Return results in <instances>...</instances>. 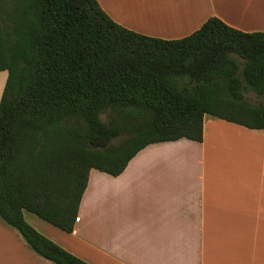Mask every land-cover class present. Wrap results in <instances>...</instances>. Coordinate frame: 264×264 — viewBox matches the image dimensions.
Wrapping results in <instances>:
<instances>
[{
  "label": "trees",
  "instance_id": "trees-1",
  "mask_svg": "<svg viewBox=\"0 0 264 264\" xmlns=\"http://www.w3.org/2000/svg\"><path fill=\"white\" fill-rule=\"evenodd\" d=\"M0 218L55 264H90L28 224L71 232L90 169L118 175L148 144L202 139L210 114L264 129V32L217 16L164 39L97 0H0ZM101 114H106L103 120Z\"/></svg>",
  "mask_w": 264,
  "mask_h": 264
},
{
  "label": "crops",
  "instance_id": "crops-1",
  "mask_svg": "<svg viewBox=\"0 0 264 264\" xmlns=\"http://www.w3.org/2000/svg\"><path fill=\"white\" fill-rule=\"evenodd\" d=\"M97 1L118 24L164 39L210 16L264 32V0ZM76 217L71 232L30 222L90 264H264V129L205 114L201 141L148 144L115 176L90 169ZM0 220V264H55Z\"/></svg>",
  "mask_w": 264,
  "mask_h": 264
},
{
  "label": "rangeland",
  "instance_id": "rangeland-1",
  "mask_svg": "<svg viewBox=\"0 0 264 264\" xmlns=\"http://www.w3.org/2000/svg\"><path fill=\"white\" fill-rule=\"evenodd\" d=\"M219 1L220 2H224L223 0H219ZM226 5L229 6V4H226ZM263 20H264V18H263ZM6 76H7V71L6 70H1L0 71V96H1V93H2V90H3V87H4V83H5ZM245 98H246V100L248 102L254 103V104L259 103V102H264V95H257L254 92H250V91L247 92V93H245ZM101 118L103 120H106L107 119V115L106 114H101ZM23 216H24L25 221L28 224H30L32 227H34V228H35V226L32 225V223L30 221H42L39 218H37L35 215H33L32 213L27 212V211H24L23 212ZM1 233L2 232H1V229H0V234Z\"/></svg>",
  "mask_w": 264,
  "mask_h": 264
},
{
  "label": "built area",
  "instance_id": "built-area-1",
  "mask_svg": "<svg viewBox=\"0 0 264 264\" xmlns=\"http://www.w3.org/2000/svg\"><path fill=\"white\" fill-rule=\"evenodd\" d=\"M75 219L77 220V219H78V217H75Z\"/></svg>",
  "mask_w": 264,
  "mask_h": 264
},
{
  "label": "bare ground",
  "instance_id": "bare-ground-1",
  "mask_svg": "<svg viewBox=\"0 0 264 264\" xmlns=\"http://www.w3.org/2000/svg\"><path fill=\"white\" fill-rule=\"evenodd\" d=\"M225 1V0H224ZM245 3H248L247 1ZM245 8V7H244Z\"/></svg>",
  "mask_w": 264,
  "mask_h": 264
}]
</instances>
